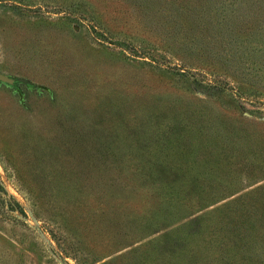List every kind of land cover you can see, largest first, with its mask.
Returning <instances> with one entry per match:
<instances>
[{"label": "rangeland", "instance_id": "obj_1", "mask_svg": "<svg viewBox=\"0 0 264 264\" xmlns=\"http://www.w3.org/2000/svg\"><path fill=\"white\" fill-rule=\"evenodd\" d=\"M0 73V264H169L184 222L262 185L264 263V0H0ZM146 183L177 187L157 231Z\"/></svg>", "mask_w": 264, "mask_h": 264}, {"label": "trees", "instance_id": "obj_2", "mask_svg": "<svg viewBox=\"0 0 264 264\" xmlns=\"http://www.w3.org/2000/svg\"><path fill=\"white\" fill-rule=\"evenodd\" d=\"M149 156L154 155L149 154ZM118 157H120V155H118ZM130 160H133V156H131ZM134 166L135 167L130 168V170H135L136 165ZM146 174H149V169L146 170ZM142 186L146 189L147 192H153L154 195L156 194L161 198L162 202L158 203V211L160 210V212H162V216L157 218V224L152 225L154 221L149 220L145 225V228L147 227L151 228V231H157L158 227L167 225V221H174H166L165 218H167L168 215H165L163 213L162 208L170 204L171 200H168V197H171L172 190L177 187L171 185L165 186L163 183H146ZM260 187H263V185L258 186L255 190L252 189L253 191H249L240 196L228 199L220 203L219 205L204 211L200 215L189 219L187 222H184L183 227L187 228L189 231H192L194 237L190 240H187L185 239V237L187 236L188 238L189 236L187 234L184 237V233L175 236V241L172 243L169 249H167V251H169V256L171 257V259L175 258V260L169 264H258L255 262L257 259H254L256 254L252 252V250L254 249L250 245H248L250 236L256 233L247 230L249 225L247 228H245V225L247 224V217L249 218L250 222V216L247 214L250 213L251 209V206H249V198L257 191H260ZM163 189H166L167 191L165 192L163 191ZM200 191L206 194L208 192V190L203 189V187H200ZM74 192H76V194H78V196L80 197L85 196L83 197V199L90 198V195L86 196V192L82 185L74 186ZM164 193H166V195ZM220 199L221 198H216L210 201L207 199L206 201L202 202L201 206L200 202L199 205L195 208L185 207L186 205H180V207H178V210H180V212L182 213L179 218L187 217V215L193 212L207 208ZM1 201H3V199ZM239 203L241 205H239ZM3 204L7 206V209L10 213L11 211H13L14 205H9L5 199L3 201ZM236 214L237 216H235ZM12 216L17 217L15 214H13ZM237 217L240 219V223L237 221ZM164 220L166 221L165 224L163 222H159ZM257 222L259 227L260 223L264 225V214L258 215ZM213 231H216V233H213ZM197 234L201 235V237H196ZM195 238H197L198 240L197 243L195 242ZM190 243H194L195 246L194 244H192L193 246L191 247ZM143 244L146 245L147 243ZM233 247H235L236 250L233 249ZM121 256H118V258H120ZM178 259L180 261H178ZM112 262L113 258L104 261L102 264H111Z\"/></svg>", "mask_w": 264, "mask_h": 264}, {"label": "water", "instance_id": "obj_3", "mask_svg": "<svg viewBox=\"0 0 264 264\" xmlns=\"http://www.w3.org/2000/svg\"><path fill=\"white\" fill-rule=\"evenodd\" d=\"M0 80L12 84L14 79L0 73Z\"/></svg>", "mask_w": 264, "mask_h": 264}]
</instances>
